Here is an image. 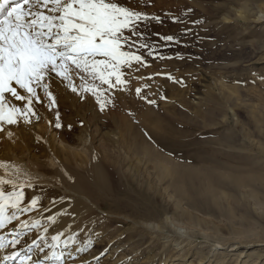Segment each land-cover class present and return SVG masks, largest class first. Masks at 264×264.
Instances as JSON below:
<instances>
[{"label":"rangeland","instance_id":"374dc122","mask_svg":"<svg viewBox=\"0 0 264 264\" xmlns=\"http://www.w3.org/2000/svg\"><path fill=\"white\" fill-rule=\"evenodd\" d=\"M119 3L149 17L138 23L140 35L132 37L135 43L130 48L125 46L126 51L142 57V62L134 61L132 67L122 69L126 83L109 88L85 73L77 75L79 70L73 69L72 84L76 87L73 92L68 81L53 74L55 82L50 83V91L56 104L52 105L43 90L37 89L41 102L33 100L36 115L30 116V122L20 119L18 123L29 125L37 138L49 139L59 146L69 145L75 151L73 156L95 154L110 168L120 165L122 169L128 166L122 162L125 156L133 154L129 165L132 168L138 161L132 150L124 148L125 125L131 120L135 123V119L140 118L160 132L165 126L178 127L180 138L189 144L184 154L186 159H193L198 164L207 163L225 174V178L232 173L243 179L238 190L213 184L217 202L208 200L202 210H194L182 203L181 208L196 217L184 216L182 224L214 239H240V235L245 238V232L250 228L254 233L260 231L264 228L262 209L255 206L264 204V18L257 22L252 19L255 13L262 14L259 9L264 12V0H119ZM169 35L174 39H163ZM141 43L145 47H140ZM84 87H97L102 93L100 102L91 92H84ZM137 88L141 89L139 94ZM15 103L23 106V102ZM100 103H105L103 110ZM58 122L59 128L56 127ZM6 126L13 125L5 123L3 128ZM31 135L28 133L27 137ZM113 136L120 142L113 143ZM32 152L42 154L43 151L35 148ZM38 161L49 168L57 167L49 157L43 156ZM221 166L224 168L220 169ZM165 186L162 184L156 189L163 191ZM115 192L113 179L108 195L113 197ZM97 194V191L89 192L92 198ZM106 195L100 200L95 198L97 210L81 215L78 228L68 227L75 232L72 245L90 234L94 242L90 244L98 250L99 256L90 262L74 261L75 256L68 261L63 258L64 264H134L135 261L160 264L159 257L153 261L146 259L153 245L154 251L163 250L164 255L177 258L171 255L175 248L173 242L168 247H161L168 234L151 238L150 232L141 226L134 227L123 220L124 214L129 220L133 218L129 211H117ZM61 198L57 190H47L41 194L43 206L31 209V213ZM174 207L171 202L170 211ZM228 209L232 212H227ZM44 219L35 220L40 222L39 226L33 228L32 222L25 231L43 233L45 228H51L53 232L47 231L45 236V248H52L49 247L54 243L51 235L57 231ZM20 220H13L11 224ZM93 220L98 222V230H92ZM100 238L106 240L95 244ZM202 238L199 235L195 246L204 243ZM128 239L136 246L142 245L135 259L113 262L114 257H106L110 250ZM258 246H249L248 252H255ZM195 250L196 247H191L187 258L176 262L187 264L197 260ZM233 258V255H221L215 260L228 264Z\"/></svg>","mask_w":264,"mask_h":264},{"label":"bare ground","instance_id":"6f19581e","mask_svg":"<svg viewBox=\"0 0 264 264\" xmlns=\"http://www.w3.org/2000/svg\"><path fill=\"white\" fill-rule=\"evenodd\" d=\"M259 11L262 14L255 13L257 16L253 17V21L257 22L264 18L263 10L259 9ZM52 82L55 81L51 80L50 83ZM59 86L57 85V87ZM125 127L127 138L123 139L125 141L124 148L132 150V153L138 156L136 166L133 168L129 166L133 154L121 159L124 164L128 165L125 169H122L120 165L110 168L95 154L73 156L75 151L69 145L61 144L59 146L49 139L37 138L31 133V127L25 126L23 123L6 126L4 132H0V162L5 165L0 167V177L12 180L17 185H25L23 191L27 197L22 206H27L34 197L40 198L35 208L43 206L41 194L47 190L55 189L62 196L58 201L47 203V207L32 213L30 210L21 214L20 219L28 221L30 226L35 220L45 218L50 224L49 226L57 231L53 234L54 236L63 233L60 241L55 242L56 247L45 248L46 244L39 238L40 236L45 237L48 232H53L51 228L46 233L45 231L29 233V231H25L26 228L20 226V221L11 224V226L8 225L0 229V236H4L7 241L15 238L14 232H20L21 242L15 247L7 245L0 249V264H12L13 262L19 264L20 257L15 260H6L5 257L17 252L21 256L29 254L28 247L33 240L40 244L43 251L33 247L29 255L33 260L42 261V264H56L51 257L52 252L63 253V258H66V261L72 256H75L74 261L77 262L95 260L99 255L96 254L98 250L95 247L92 248L93 244H90L94 243L91 241L90 234L72 245L75 232L68 227L78 228L79 217L93 209L97 210L95 198L99 197L100 200L106 194L112 200L117 211H122L121 213L129 211L128 214L133 218L129 220L124 214L121 216L123 220L129 221L134 227L141 226L150 232V237L153 239L158 238L161 234H168L161 244L162 248L168 247L167 245L172 242L175 244V248H172L175 253L171 252V255L177 258L172 259L171 256L164 255L163 250L154 251L153 245L150 246V255L146 256L149 261L159 257L160 264H180L181 262H176V260L186 259L191 247H196L194 255L197 260H190L187 264H212L214 261L215 264H222L219 260H215V257L221 255L234 256L232 262L228 264H264V228L256 233L252 232L253 228V230L250 228V231H244L247 235L245 238L240 235V239H214L205 232L196 233L193 228L182 224L184 216L196 218L193 213L185 212L181 208L182 203L194 210H202L203 204H206L208 200L217 202L215 189L212 186L238 190L243 179L232 173H228L226 179L225 174L207 163L198 164L193 159H186L184 154L188 150L189 144L180 138L181 129L178 127L165 126L160 132L153 129L152 126L144 124V120L142 121L140 118L135 119V123L134 120H131ZM28 133L32 134L30 138L27 137ZM116 135L118 136V133ZM111 141L115 144L120 142L114 136ZM35 148L39 150L41 148L42 154L33 153L32 149ZM43 156L49 157L57 167L49 168L39 162L38 160ZM212 161L216 164L214 160ZM119 162L120 159L117 160V163ZM140 163H142L141 166ZM223 168L224 166L220 167V169ZM113 179L116 182V192L112 197L108 193ZM29 184L31 187L27 186ZM162 184H166L163 191H157L156 186ZM6 190L10 191L11 189L6 188ZM93 191H97L99 194L92 198L89 192ZM171 202L175 206L173 211H170ZM255 207L262 209L261 218L264 220V204L259 203ZM229 211L232 212L228 209L227 212ZM27 213L30 214L26 215ZM50 217L55 218V223L49 219ZM88 223L90 224V222ZM97 223L95 220L91 221L92 230H98ZM199 235L204 237L202 238L204 245L195 246V240ZM69 237H72L73 240L71 241ZM103 239L106 240L100 238L96 240L95 244ZM257 242L260 244H256ZM251 245L260 246L255 252H248ZM140 246L142 245L136 246L132 239H128L122 245L110 250L106 257H114L113 262L120 259L133 260L142 250ZM119 251L121 252L118 253ZM231 251L233 253L229 254ZM134 264L141 263L135 261Z\"/></svg>","mask_w":264,"mask_h":264},{"label":"snow or ice","instance_id":"6c2138e0","mask_svg":"<svg viewBox=\"0 0 264 264\" xmlns=\"http://www.w3.org/2000/svg\"><path fill=\"white\" fill-rule=\"evenodd\" d=\"M147 19L146 14L123 6L119 0H0V131L5 123L15 125L20 119L30 122V116L36 115L33 100L41 102L37 89L43 90L52 105L56 104L50 91L53 74L68 81L73 92L76 91L72 84L73 69L79 70L77 75L85 73L109 88L125 84L122 69L132 67L134 61L142 62L140 55L126 51L125 46L130 48L135 43L132 37L140 35L138 23ZM163 39L174 38L169 35ZM140 47L145 45L141 43ZM80 78L84 80V76ZM83 91L91 92L100 102L102 93L97 87H84ZM136 91L139 94L141 89ZM16 101L23 102V106H17ZM104 107L105 103H100L101 110ZM56 127H61L59 122ZM4 166L0 162V167ZM24 186L0 177V229L36 207L39 197L22 206ZM49 219L55 223L54 217ZM39 224L35 221L31 226ZM20 226L27 228L29 222L20 220ZM20 235L14 232L15 238L7 241L0 236V249L19 245ZM61 235L52 236L54 243L49 247H56ZM39 239L47 244L44 236ZM33 247L43 251L36 240L29 245V253ZM17 257L19 264H42L31 255L21 256L18 252L5 259ZM51 257L56 264H64L63 253L52 252Z\"/></svg>","mask_w":264,"mask_h":264}]
</instances>
